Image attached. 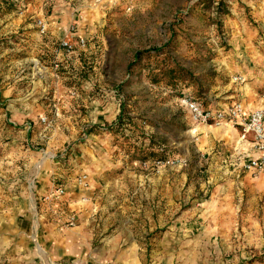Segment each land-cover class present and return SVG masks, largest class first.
I'll return each instance as SVG.
<instances>
[{
    "label": "rangeland",
    "instance_id": "1",
    "mask_svg": "<svg viewBox=\"0 0 264 264\" xmlns=\"http://www.w3.org/2000/svg\"><path fill=\"white\" fill-rule=\"evenodd\" d=\"M262 18L264 0H0V92L34 91L29 146L59 168L27 213L85 234L67 259L52 230L35 264H264V170L183 105H264ZM166 55L190 75L173 87Z\"/></svg>",
    "mask_w": 264,
    "mask_h": 264
},
{
    "label": "crops",
    "instance_id": "2",
    "mask_svg": "<svg viewBox=\"0 0 264 264\" xmlns=\"http://www.w3.org/2000/svg\"><path fill=\"white\" fill-rule=\"evenodd\" d=\"M253 5L257 6L256 3ZM238 16L241 17L239 13ZM46 27L49 33L54 34L57 39L60 38L59 33L55 32L59 26H53V30L48 24ZM23 79L28 78H17L18 81ZM34 95L32 89L24 90L10 86L0 92V264H35V256L42 257V261L48 257V261L51 246L44 244V241L49 242L52 230L72 231L73 238L56 239L52 247L58 252H63L60 258L66 256L69 259L79 251L80 242L77 243L76 238L84 234L80 218L73 227H68L69 220L66 218L63 220L58 216H50L48 219L43 215L34 218L32 212L30 215L27 213V210L32 211V207H35L34 193L50 189L49 178L59 170L55 167L52 156L47 160L43 159L41 153L29 146V143L35 140L33 128L37 119L33 120L30 112L25 109L31 106L29 99ZM263 108L264 105L257 109ZM30 121L35 122L31 124ZM243 143L241 149H249V152H252L251 148H247ZM258 155L252 152L251 158ZM39 207L41 210L53 209L55 212L60 206L40 203ZM41 240L44 245L40 244ZM75 263H78V260Z\"/></svg>",
    "mask_w": 264,
    "mask_h": 264
},
{
    "label": "built area",
    "instance_id": "3",
    "mask_svg": "<svg viewBox=\"0 0 264 264\" xmlns=\"http://www.w3.org/2000/svg\"><path fill=\"white\" fill-rule=\"evenodd\" d=\"M63 46L70 48L68 42L63 43ZM183 105L196 123L231 126L239 131L241 140L250 138L251 151L259 155L252 158L245 167L252 171L264 170V109L248 110L241 103H233L221 109L207 110L200 102L191 98L185 99ZM63 193L58 190L57 196ZM68 226H74L73 218L69 220Z\"/></svg>",
    "mask_w": 264,
    "mask_h": 264
},
{
    "label": "trees",
    "instance_id": "4",
    "mask_svg": "<svg viewBox=\"0 0 264 264\" xmlns=\"http://www.w3.org/2000/svg\"><path fill=\"white\" fill-rule=\"evenodd\" d=\"M140 55H143V54L136 53L135 57L139 58ZM168 60H169L168 55H166L165 58L161 59L162 69H159L158 70L159 74H157V77L153 78L154 81L156 79V83L157 81L162 80L164 78L166 79L167 81L166 83L168 84V86L173 87V86H176L175 83L178 82V79L190 77L187 71L177 66L175 63H173V61H168Z\"/></svg>",
    "mask_w": 264,
    "mask_h": 264
},
{
    "label": "bare ground",
    "instance_id": "5",
    "mask_svg": "<svg viewBox=\"0 0 264 264\" xmlns=\"http://www.w3.org/2000/svg\"><path fill=\"white\" fill-rule=\"evenodd\" d=\"M208 126V125H206ZM228 128H231L229 126H227ZM222 128H217V129H213V127H209V129H206L207 132L209 131H212V132H215V133H219L221 131Z\"/></svg>",
    "mask_w": 264,
    "mask_h": 264
}]
</instances>
